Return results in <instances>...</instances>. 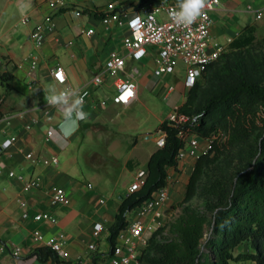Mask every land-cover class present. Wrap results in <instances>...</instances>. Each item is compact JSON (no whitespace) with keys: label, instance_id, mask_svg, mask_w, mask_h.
<instances>
[{"label":"crops","instance_id":"1","mask_svg":"<svg viewBox=\"0 0 264 264\" xmlns=\"http://www.w3.org/2000/svg\"><path fill=\"white\" fill-rule=\"evenodd\" d=\"M163 1L177 5V0H66L65 7L52 9L50 0H31V8L21 14L20 0H0V145H7L0 153V248H4L0 264H56L53 257L40 259L38 255L49 241L62 244L61 253L56 255L67 264H111L109 229L122 199L131 194L137 174L146 171L150 157L159 149L157 135L151 131L185 103L188 90L184 86L185 70L183 77L156 76L157 48L148 47L142 60L127 59L125 76H133L137 84L136 101L127 107L114 104L115 79L106 75L103 84L95 86L93 78L104 69L111 52L127 56L123 42L129 27L127 18L106 27L103 17L95 15L107 14L108 5L115 3L117 10L130 17L140 11L135 10L137 6ZM219 1L211 14V42L228 49L246 27L264 32V0ZM48 16L53 18L55 29L46 32L45 44L37 48L31 32ZM24 17L29 18L26 24ZM90 30L94 31L91 36ZM181 65L178 62L176 71L184 68ZM57 66L65 70V86L54 80L52 73ZM9 82L12 88L7 91ZM50 84L57 90L77 89L80 96L89 92L83 100L87 118L68 138L60 130L66 120L64 114L53 107V121L48 123L41 110L47 104ZM154 93L167 102L165 118L145 106L143 99L158 107L148 99ZM140 108L144 109L142 114L137 112ZM49 130L53 131L50 138ZM143 136L151 145L147 149H140ZM121 142L129 149L125 157L116 150ZM52 158L59 159L58 165L43 163ZM193 164L189 159L168 170L164 224L179 216ZM10 172L16 177H10ZM33 179L39 181V187L25 191L24 182ZM59 188L66 191L69 206L52 204ZM22 203L27 204L26 219L22 217ZM39 214L48 215L50 220H35ZM136 217L137 211L129 221ZM96 224L103 225L98 237L93 234ZM36 232L44 242L36 239ZM152 233L148 224L145 239L149 241ZM92 244L96 251L90 250ZM11 247L22 250L19 257L9 254Z\"/></svg>","mask_w":264,"mask_h":264},{"label":"trees","instance_id":"2","mask_svg":"<svg viewBox=\"0 0 264 264\" xmlns=\"http://www.w3.org/2000/svg\"><path fill=\"white\" fill-rule=\"evenodd\" d=\"M256 40V29L246 27L227 53L206 67L177 109L190 118L185 126L190 134L231 130L230 152L216 143L194 163L181 214L152 233L140 253L142 264H264V54L250 53ZM6 88L11 90L10 82ZM157 131L166 133L165 145L150 157L144 186L122 199L109 229L111 250L130 215L168 186V170L177 167L185 148L180 129L168 120ZM38 255L67 264L47 247Z\"/></svg>","mask_w":264,"mask_h":264},{"label":"built area","instance_id":"3","mask_svg":"<svg viewBox=\"0 0 264 264\" xmlns=\"http://www.w3.org/2000/svg\"><path fill=\"white\" fill-rule=\"evenodd\" d=\"M220 5L219 0H209V6L203 9V14L189 26L176 25L170 18L169 13L176 5H171L166 1L159 3H148L141 8L139 12L128 17L126 13H121L116 8L115 3L108 5V13L102 18V22L106 27H110L114 23H118L123 18H127L129 27V35L124 38L123 46L127 52V56L113 51L110 53L109 58L105 64L104 69L93 78L95 86H101L104 82V77L109 75L115 79L116 95L113 97L112 102L117 105L130 106L137 99V84L133 76L126 75L127 59L135 61L142 60L148 47L157 48V69L156 76L176 73L178 62H181L185 70L184 86L186 90L193 88L201 79L204 70L210 64L221 59L228 49L219 44L211 42V30L213 20L211 17ZM66 6V0H50V7L52 9H59ZM80 16V13H77ZM137 16L140 17V23L133 27L131 21ZM262 14L258 15L261 18ZM29 18L24 17L23 23H28ZM55 23L51 16L45 18L44 24L36 26L30 35L31 40L37 48H41L46 41V32L53 31ZM94 34L93 30L88 31V35ZM2 32L0 31V38ZM36 63L33 64L35 69ZM62 71L66 77L63 67L57 66L53 70V77L56 83L65 86L67 84V77L63 84L55 79V73ZM126 90H131L133 96L129 97L127 101L123 99V94ZM174 88H170L173 92ZM89 95L88 91L81 94L83 100ZM52 106L48 103L41 107L48 123L53 121ZM178 109V108H177ZM175 109L167 119L174 127L180 129L179 137L185 142V148L179 153L177 162L184 164L189 159L194 163L199 160L203 155L210 153L214 150L216 143H218L221 133L211 135L209 137H199L195 134H190L185 126L190 122V118L183 115ZM85 120V119H84ZM84 120H79L84 121ZM53 136V131H48V137ZM166 133H157V145L159 148L164 147L166 142ZM7 149V145H0V153ZM33 155H28L31 159ZM43 163L58 165L59 159H45ZM177 165V166H178ZM194 165V164H193ZM2 173L0 169V174ZM10 177H16L14 172L9 173ZM147 177L146 171H140L137 174L136 182L131 186L130 192L139 191L145 184ZM20 181L23 178L17 176ZM39 187L37 179L24 182V190L31 191ZM92 188V185H89ZM169 182L168 186L155 193L154 197L137 210V217L130 221L128 227L124 229L118 236L117 245L114 250H111V264H142L140 260L141 250L147 245L148 240L144 237V231L149 224L150 229L154 232L159 227L163 226V212L162 209L169 199ZM53 205L69 206L70 200L67 197L64 189H57L52 197ZM23 211L22 217H28L27 204L22 203ZM50 220L48 215L39 214L35 216V220ZM103 230L102 224H96L93 230L95 237H98ZM36 239L44 242V238L38 233H35ZM46 246L55 253H61L62 244L49 241ZM9 254L14 257H19L22 250L18 247H11L7 249ZM90 250L96 251L95 244L90 246ZM4 248H0V254Z\"/></svg>","mask_w":264,"mask_h":264},{"label":"clouds","instance_id":"4","mask_svg":"<svg viewBox=\"0 0 264 264\" xmlns=\"http://www.w3.org/2000/svg\"><path fill=\"white\" fill-rule=\"evenodd\" d=\"M209 6V0H177L176 7L170 11L169 16L176 25L189 26L192 25L202 14L203 9ZM21 14L27 12L31 8V0H20L18 5ZM140 17L137 16L131 25L135 27L140 23ZM55 79L63 84L66 77L62 71L55 73ZM46 100L48 105L60 110L66 119H72L73 117L78 120H84L87 118V113L83 111V97L79 95V91L73 88H64L57 90L54 84H50L47 87ZM133 96L131 90H126L123 94L125 102L129 97ZM200 117L193 118V123Z\"/></svg>","mask_w":264,"mask_h":264},{"label":"rangeland","instance_id":"5","mask_svg":"<svg viewBox=\"0 0 264 264\" xmlns=\"http://www.w3.org/2000/svg\"><path fill=\"white\" fill-rule=\"evenodd\" d=\"M256 37H257L256 43L250 49V53L253 54L255 57L260 55V54H262V55L264 54V32H261V33L256 32ZM181 66H183V65H181ZM183 70H184V68H181V71H179V72L176 71L175 75H179V76L183 77L184 76ZM170 81H172V80H170ZM148 99H150L153 102V104L158 105V107L157 108L154 107L153 105L147 103L146 99H143V100H145V106H147V108L149 110H153L154 112L163 113V115H161V118H165L167 116V113L169 112V108L167 107V102L162 97L159 98V96H157L156 93L150 94V98L148 97ZM143 110L144 109L140 108L137 110V112L139 114H142ZM144 114H145V112H144ZM258 116L261 117V113H259ZM152 124H155V123H152ZM257 125L261 127L262 123L258 120ZM153 128L154 129L151 132L155 133L157 135V133L155 131L158 128V125H155ZM142 134H145V133H142ZM231 135H232L231 130H229L225 133H221L220 139L218 141L219 149L223 150L224 148L225 149L228 148L226 150L230 152V147H229L230 144L229 143H230ZM145 141L146 140L144 139V136H143V138L140 140V143H141L140 149L142 147L144 149H147L149 146H151L150 144H147V142H145ZM116 150H117L118 154L125 157L126 153H128L129 149L126 148V145L121 142L119 147ZM140 154H141V152H140ZM181 211H182V209L180 207V211H179L178 215L181 214ZM243 249H244V251L248 250L246 247H244ZM246 264H251V263H246Z\"/></svg>","mask_w":264,"mask_h":264},{"label":"water","instance_id":"6","mask_svg":"<svg viewBox=\"0 0 264 264\" xmlns=\"http://www.w3.org/2000/svg\"><path fill=\"white\" fill-rule=\"evenodd\" d=\"M80 121L75 119H66L61 125L60 130L65 137H70L79 128Z\"/></svg>","mask_w":264,"mask_h":264}]
</instances>
